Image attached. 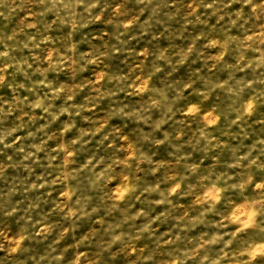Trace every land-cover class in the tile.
<instances>
[{
    "label": "clouds",
    "instance_id": "obj_1",
    "mask_svg": "<svg viewBox=\"0 0 264 264\" xmlns=\"http://www.w3.org/2000/svg\"><path fill=\"white\" fill-rule=\"evenodd\" d=\"M0 264H264V0H0Z\"/></svg>",
    "mask_w": 264,
    "mask_h": 264
}]
</instances>
